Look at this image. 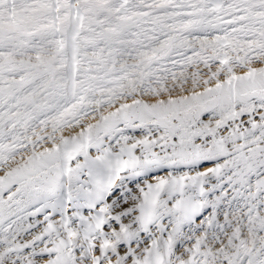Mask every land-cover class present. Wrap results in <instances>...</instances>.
Listing matches in <instances>:
<instances>
[{
  "label": "snow or ice",
  "instance_id": "snow-or-ice-1",
  "mask_svg": "<svg viewBox=\"0 0 264 264\" xmlns=\"http://www.w3.org/2000/svg\"><path fill=\"white\" fill-rule=\"evenodd\" d=\"M0 264H264V0H0Z\"/></svg>",
  "mask_w": 264,
  "mask_h": 264
}]
</instances>
